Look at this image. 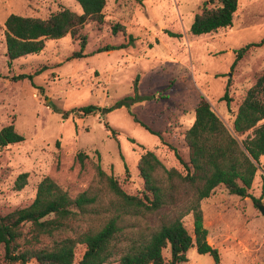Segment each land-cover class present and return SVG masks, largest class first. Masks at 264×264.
<instances>
[{"label": "rangeland", "instance_id": "obj_1", "mask_svg": "<svg viewBox=\"0 0 264 264\" xmlns=\"http://www.w3.org/2000/svg\"><path fill=\"white\" fill-rule=\"evenodd\" d=\"M206 2L106 0L104 23H90L82 31L87 36L85 57L70 59L80 46L66 36L47 40L40 53L9 65L3 27L9 15L44 19L61 9L82 11L75 0H0V130L12 123L24 137L0 149L1 213L30 204L44 177L71 197L95 187L97 163L118 178L126 193L135 194L143 186L137 161L146 151L167 169L185 174L175 152L188 161L184 133L202 97L232 132L239 104L264 73V43L249 47L231 70L241 48L264 39V0H238L230 27L192 36L190 25ZM115 24L124 26L125 34L113 35ZM104 47L115 49L97 52ZM18 76L25 78L15 80ZM225 93L228 101L222 100ZM135 95L138 100L128 104ZM119 103L124 104L117 107ZM90 105L100 111L71 113ZM131 115L159 132L161 140ZM79 153L87 156L82 163ZM259 167L248 197L230 195L220 186L204 199V227L220 264H264V218L252 200L264 205V156ZM22 173L28 174L27 183L16 191L14 180ZM182 221L192 235L191 215ZM83 252V246L76 247L74 264ZM2 255L0 248V264ZM163 256L169 260V249ZM187 258L184 264H215L194 248Z\"/></svg>", "mask_w": 264, "mask_h": 264}, {"label": "trees", "instance_id": "obj_2", "mask_svg": "<svg viewBox=\"0 0 264 264\" xmlns=\"http://www.w3.org/2000/svg\"><path fill=\"white\" fill-rule=\"evenodd\" d=\"M75 1L81 14L61 9L44 19L9 15L3 26L8 64L40 53L47 40L66 36L73 42L78 41L80 46L70 59L85 57L83 49L87 36L82 31L90 23L96 26L104 23L106 0ZM237 8L238 0H207L194 16L189 33L201 36L230 27ZM111 32L125 34V27L115 24ZM263 43L264 39L241 48L231 70L249 47ZM110 49L115 48L104 47L97 52ZM131 99L126 102L132 103L138 97L135 95ZM222 100L228 101L226 93ZM98 111L96 106L90 105L71 113L87 116ZM131 116L135 123L161 140L159 132ZM105 128L113 137L116 135L107 124ZM243 136V140H238ZM23 141L24 137L12 123L0 130V149ZM184 142L188 161L177 152L175 157L185 174L174 168L167 169L152 151H146L137 161L143 186L135 194L126 193L118 178L106 174L98 163L94 166L96 186L75 197L69 196L50 177H44L30 204L0 212L3 263L74 264L75 249L83 246L78 264H184L188 262L187 252L191 248L220 264L218 250L207 241L201 201L208 199L220 186L230 195L249 196L248 191L260 169V158L264 156V73L239 104L232 132L202 97L194 109V120L184 133ZM76 158L82 163L87 156L79 153ZM27 178V173L18 175L14 190H21ZM261 187L263 196L264 179ZM189 215L192 235L182 221ZM166 249H169V260L163 256Z\"/></svg>", "mask_w": 264, "mask_h": 264}, {"label": "water", "instance_id": "obj_3", "mask_svg": "<svg viewBox=\"0 0 264 264\" xmlns=\"http://www.w3.org/2000/svg\"><path fill=\"white\" fill-rule=\"evenodd\" d=\"M256 207L258 209V211L260 212V214L262 215V217L264 218V205L263 204H256Z\"/></svg>", "mask_w": 264, "mask_h": 264}, {"label": "crops", "instance_id": "obj_4", "mask_svg": "<svg viewBox=\"0 0 264 264\" xmlns=\"http://www.w3.org/2000/svg\"><path fill=\"white\" fill-rule=\"evenodd\" d=\"M5 51H6V50H5ZM192 118H193V115H192ZM193 120H194V118H193ZM203 203H204V200L201 202V207H202ZM201 210H202V208H201ZM202 212H203V210H202ZM207 232H208V235H207V241H208V243L210 244V242H209V230H207Z\"/></svg>", "mask_w": 264, "mask_h": 264}]
</instances>
